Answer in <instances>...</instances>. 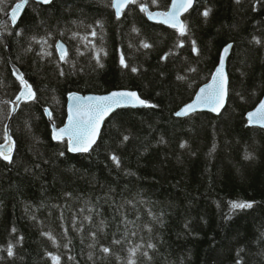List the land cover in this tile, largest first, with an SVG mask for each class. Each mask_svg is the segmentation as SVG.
Here are the masks:
<instances>
[{
	"label": "trees",
	"instance_id": "trees-1",
	"mask_svg": "<svg viewBox=\"0 0 264 264\" xmlns=\"http://www.w3.org/2000/svg\"><path fill=\"white\" fill-rule=\"evenodd\" d=\"M19 1L0 0V144L22 88L10 61L36 98L11 124L13 160L0 158V264H264V130L246 118L264 97V0H196L184 35L141 10L171 0L122 18L112 0L31 1L13 26ZM228 44L225 110L177 117ZM121 89L152 106L113 114L88 153L53 140L47 107L60 127L69 93Z\"/></svg>",
	"mask_w": 264,
	"mask_h": 264
},
{
	"label": "snow or ice",
	"instance_id": "snow-or-ice-1",
	"mask_svg": "<svg viewBox=\"0 0 264 264\" xmlns=\"http://www.w3.org/2000/svg\"><path fill=\"white\" fill-rule=\"evenodd\" d=\"M43 3H50V0H42ZM139 0H112L111 6L115 8L117 17L124 13V10L128 8L130 4H137ZM193 0H173L172 10L170 12L164 13H153L149 12L148 8L141 5V10L146 12L150 18L157 19V17H164L163 22L168 23L171 27L177 29L181 35H184L187 31L186 25L180 20V14L183 11H187ZM29 3V0H20V2L15 3V6L11 9V23L15 24L21 11ZM0 11H3L0 8ZM211 10H206L203 15L208 16ZM92 36L96 35V32L91 33ZM87 39V37H85ZM194 43V42H193ZM60 51V60H66L67 49L63 44L57 45ZM144 47H150L149 44H145ZM231 45H228L224 49V55L227 56ZM198 51V50H197ZM50 54V53H49ZM106 55V53H105ZM97 60L100 58V52L96 54ZM165 59L167 57H164ZM121 64L126 65L123 55L120 59ZM136 71V69H133ZM21 84L24 86L23 90L20 91L19 95L16 96V100L12 103L15 104L16 101H31L35 99V92L32 90V86L24 79L23 73H19L18 76ZM227 95V74L225 72L224 59H221L219 66L217 67L215 74L212 76V83L206 85L204 88L200 89L199 95H197L196 100L186 105L183 109L176 113L177 116H187L191 112H195L198 107H209L212 111H218L219 107L223 106L224 98ZM72 103L69 105V115L68 123L65 127L54 129V139L63 142L67 138V142L70 145L71 152H88L92 145L96 141V137L99 133L100 124L102 123L105 116H107L114 109L123 106H137L145 105L147 102L142 100L136 92L132 91H119L112 92L106 96H88L81 97L75 93L71 95ZM16 111V107L12 109ZM52 113L49 111L48 116L51 117ZM249 124H259L264 126V102H261L259 107L255 111L248 113ZM124 139H127L125 137ZM9 145L7 150H4V146L0 145V158L4 160H12V151L14 148V141L11 137H8ZM183 146V145H182ZM63 154V153H62ZM112 159L119 164V159L113 155ZM253 205L251 202L239 201L232 202V209H245L251 208ZM88 219H91L90 217ZM134 234V233H133ZM46 236H51L50 233H45ZM95 236V233H92ZM54 239V238H53ZM119 243V241H115ZM137 248L130 249L132 256L135 255ZM105 253H109L111 250L107 247L103 248ZM12 247L8 248V255H13ZM51 256L52 254L49 253ZM55 264H59L60 257L52 256ZM129 264H135L134 259H130Z\"/></svg>",
	"mask_w": 264,
	"mask_h": 264
},
{
	"label": "water",
	"instance_id": "water-1",
	"mask_svg": "<svg viewBox=\"0 0 264 264\" xmlns=\"http://www.w3.org/2000/svg\"><path fill=\"white\" fill-rule=\"evenodd\" d=\"M31 1H35V2H38V3L44 4V5H49L50 3H52L53 0H50V3H47V4L43 3L42 0H29V3H30ZM19 2H20V1H19ZM17 3H18V2H17ZM29 3H28L27 5H25V7H24L23 10L21 11V13H20V15H19V17H18L16 23L13 24V26H16V25L19 23V21H20L22 15H23V13L25 12L26 8L28 7ZM172 3H173V0H171L170 7H169V9H168L167 11H162V10H151L147 5H144V6H146V7L148 8V11H149V12H153V13H164V12H170V11L172 10ZM195 4H196V0H193L191 7H190L187 11H183V12H181V14H180V20H181L183 23H184V17H185V16H186V15H187V14L193 9V7L195 6ZM14 6H15V5H14ZM128 7H129V6H128ZM114 9H115V8H114ZM126 10H127V8L124 10V12H125ZM115 11H116V10H115ZM10 13H11V11L9 12V15H8V16H9L10 19H11V15H10ZM145 14H146L147 18L149 19V21H151V22H153V23H156V24H162V25H164V26H166V27H168V28L175 29V28L171 27L170 24H168V23H164V22H163L164 17H157V19H152V18L149 17V15H148L146 12H145ZM123 15H124V13H123L121 16H119L118 18H122ZM59 44H63L64 47H65V48L67 49V51H68L67 45H66L63 41H59V42L57 43V45H59ZM228 45H231V48L229 49L227 56H225V55H224V49H225V47L228 46ZM228 45H226V46L223 48V50L221 51L220 59H219L218 65L216 66V68H215V70H214V72H213V74H212V76L215 74V71H216L217 67H218L219 64H220L221 59H224V63H225V72H226V74H227V95H226V97L224 98L223 106H222V107H219V110H218V111H212L211 108H209V107H203V106H201V107H198L197 110H196L195 112H191V113H190L189 115H187V116H177V115L175 114L177 117L185 118V117H188V116H190V115H192V114H195V113H201V112H208V113H212V114L218 116V115L222 114V112L225 110V108H226V106H227V104H228V100H229V92H230V75H229L228 62H229V58H230L231 53H232V44H228ZM57 48H58V47H57ZM58 51H59V49H58ZM59 54H60V51H59ZM10 65H11V68H12V70H13L14 76L19 80V78H18L19 73H23V71L20 69V67H18L17 65H15V63H13L12 61H10ZM23 75H24V73H23ZM212 76H211V79L209 80V82H207L206 84H204L203 86H201L200 89H201V88H204L206 85H209V84L212 83ZM24 79L26 80L25 75H24ZM28 83H29V82H28ZM29 84H30V83H29ZM30 85H31V84H30ZM31 86H32V85H31ZM23 87H24V86H22L21 91L23 90ZM200 89H199L198 92L196 93L194 99H193L191 102L187 103L186 105L191 104V103H193V102L196 100L197 95H199V93H200ZM32 90L34 91L33 86H32ZM119 91H132V92H136V93L140 96V98H141L142 100L146 101L144 98H142L141 94H140L138 91H136V90H128V89L114 90V91H111V92H109V93H105V94H96V93H86V94H84V93H81V92H71V93L68 94V102H67V118H66L65 123H64L61 127L57 126L55 122H52V123H51L53 140H54L55 142H61V141H57V140L54 139V129H59V128L65 127V126L67 125V123H68V115H69V111H68V109H69V105L72 103L71 95H72L73 93H75V94H77V95H79V96H81V97H88V96H97V97H99V96H106V95L111 94L112 92H119ZM34 92H35V91H34ZM18 95H19V94H18ZM35 98H36V95H35ZM15 100H16V99H15ZM15 100H14V101H15ZM34 100H35V99H34ZM31 101H33V100H31ZM31 101H24V100H21V101H16L15 104H12L11 113H10V116H9L8 122H7V124H6V141H5L4 143L0 144V145H3V146H4V150H7V147H8V145H9L8 137H9V136L11 137L12 141H14V148H13V151H12V160H13V157H14V155H15L16 145H17V144H16V140H15V138H14L13 135H12L11 124H12V122H13V119H14L15 115L18 113V111H19V109H20V106H21L24 102H31ZM146 102H147V101H146ZM261 102H264V97H263L262 100L257 104V106H256L254 109H252L251 111H249V112H253V111H255L256 108L259 107V105H260ZM186 105H184L182 108H180L177 112H179L181 109H183ZM151 106H152V104L147 102L145 105L123 106V107H119V108L114 109V110H113L112 112H110L107 116H105V118L103 119L102 123L100 124L99 133H98V135H97V137H96V141H95V143L92 145V147H91V149H90L89 151H91V150L94 148V146L98 143V141H99V139H100V137H101V135H102V132H103V129H104V126H105L106 122L109 120V118H111V116H112L113 114H115L116 112H118V111H120V110H126V109H137V108H147V107H151ZM14 107H16V111H12V109H13ZM49 111L52 113L51 117L48 116V112H49ZM45 112H46V115H47L49 121H51V120H52V116H53V112H52V110H51L50 108H46V109H45ZM177 112H176V113H177ZM249 112H248V113H249ZM248 113H247V115H246L247 120H248ZM248 123H249V122H248ZM249 125L252 126V127H258V128H261V129L264 130V126H261V125H259V124H249ZM65 140H67V138H65ZM68 148H69V152L72 153V154H81V153L83 154V153H88V152H89V151H88V152H71V151H70V145H69V144H68ZM2 159H3V158H2ZM3 160H4V159H3ZM12 160H11V161H12ZM5 161H7V160H5Z\"/></svg>",
	"mask_w": 264,
	"mask_h": 264
}]
</instances>
